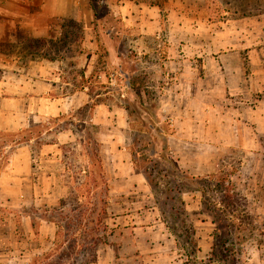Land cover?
I'll return each mask as SVG.
<instances>
[{"label": "crops", "instance_id": "obj_1", "mask_svg": "<svg viewBox=\"0 0 264 264\" xmlns=\"http://www.w3.org/2000/svg\"><path fill=\"white\" fill-rule=\"evenodd\" d=\"M103 4L108 14L96 19L91 0H0V133L17 134L0 173V211L5 203L43 206L49 218H40L37 232L36 212L21 217L52 244L63 179L86 172L95 155L112 221L96 264L204 263L207 241L190 224L203 217L215 225L210 209L228 206L220 190L229 183L220 178L228 157L264 149V0ZM68 22L82 26L79 48L48 58ZM127 58L135 65L128 68ZM136 89L142 104L150 90L158 93L149 130L164 135L166 158L186 179L156 184L139 168L134 137L151 133L136 125ZM173 186L177 196L167 199ZM171 215L184 216L186 233Z\"/></svg>", "mask_w": 264, "mask_h": 264}, {"label": "rangeland", "instance_id": "obj_2", "mask_svg": "<svg viewBox=\"0 0 264 264\" xmlns=\"http://www.w3.org/2000/svg\"><path fill=\"white\" fill-rule=\"evenodd\" d=\"M231 1L236 2L238 0ZM241 1H243V4L246 2V0ZM259 11L261 14L264 9L260 7ZM106 16V12H103L101 17L104 19ZM71 30L76 29L71 28ZM127 43L121 48L125 49L127 54L130 55L129 58H133L132 56H136L135 50L130 48ZM39 44V42H36L37 46H39ZM48 45L51 56H59L58 50L62 49L63 45L54 42ZM129 58L126 60L128 68L131 65H135L132 64ZM99 66L102 67L101 62ZM104 66H106V64H104ZM150 91V100H148L149 102L147 104L141 103L139 89H136V92L133 93V100L131 103L134 118L138 120L136 125L142 130H145L148 134L151 133V135L147 136L137 135L134 137L136 139L134 152L138 159L137 163L140 169L144 171L147 170L149 174H154L153 177H155L157 172L155 170L156 160L144 156L149 147L144 149V153L142 152L143 150H141L147 138L156 141L161 137V135H158L153 130H149V123L154 124L158 114V105L154 101L158 93L153 89ZM261 138L260 143H264V137ZM158 141L160 140H157V146L161 151L163 144ZM89 147L92 152L96 153L95 144ZM162 154H166V151ZM246 156V153H234L227 159V161L229 158L232 160L231 165L226 163L225 167L221 170L222 176L220 175V178L229 180V183L225 184L223 188L220 187L221 192L225 195V191L226 194L230 191H232L231 193H233L234 190L236 191L235 205H228L224 208L221 206L224 215L228 217L227 224L231 231L227 245L233 246L234 250L233 253L229 255L217 258L213 257L211 264H264V149H260L258 152ZM240 157H243L242 166L238 163ZM72 161L75 162L74 159ZM89 162L90 166L87 162L85 163L86 172L78 174V171H71L67 173V177L63 179L65 187L64 190L61 191L62 195L64 194V206L60 210H63V214L67 217H75L74 221L80 226L79 228L77 226L75 234H72V230H69V227L65 229L68 233H71V237L78 238L75 240H77L76 242L80 245L87 244V240L90 238L88 242L94 241L97 236L103 241L105 238L108 239L107 223L109 222V225L112 226V221L105 211L107 189L100 159L93 155V158ZM214 192L215 191H212V193H210L213 197ZM208 202H211L210 198ZM38 207L40 211H35V206L22 209L19 208V206H11L6 203L5 206L2 205L3 211H0V264H28L35 257L42 255L43 252L49 251L52 248L53 245L50 243V239L44 236H33L30 224L21 217V212H36V223L39 225L40 218L46 214L42 208L43 206L40 205ZM210 210L211 215L209 216V221L214 220L213 212L219 213L218 210ZM53 216H58V213L52 210L51 217ZM65 219L64 223L68 225L70 219ZM170 219L173 223V218L171 216ZM183 219H185L184 216L182 217V220ZM204 220L205 218L198 217L195 218L193 224H189L195 226V230H198L197 237H199L200 240H202L201 238L203 237L204 240L207 241L204 244L205 251H208L204 264H209L208 259L212 256L213 245L216 240L218 241V238H216L217 232L215 225L211 224V222L206 223ZM174 221L173 225L181 228V230L186 233V222L184 220ZM98 227L100 231L97 232V234L96 231ZM185 233L183 239L189 236V233ZM29 237L30 239L33 237V240H30ZM72 241L73 240H71V242ZM103 244L104 243L99 244L98 251ZM221 247L222 245L219 244L218 248L221 249ZM196 250L197 248L195 247V251ZM88 257H93L92 250L86 252V258ZM69 261L71 260L66 259V263ZM193 264L203 263L200 262V260H195Z\"/></svg>", "mask_w": 264, "mask_h": 264}, {"label": "trees", "instance_id": "obj_3", "mask_svg": "<svg viewBox=\"0 0 264 264\" xmlns=\"http://www.w3.org/2000/svg\"><path fill=\"white\" fill-rule=\"evenodd\" d=\"M104 0H91L92 7L95 11L96 19L100 18L102 16L103 12H106L108 14V10L103 4ZM63 27H69V30L63 31L62 35L60 38L57 40H53L50 43H60L63 45L62 49L58 50V55L57 57H67L71 55V51L75 48L78 47L79 43L82 40L83 37V29L80 24H75L74 22H68L63 24ZM71 28H74L76 30H71ZM68 29V28H67ZM79 48V47H78ZM48 58L54 59L56 57H52L50 54V51H48L45 54ZM25 132V131H24ZM21 134V133H19ZM160 135V134H158ZM17 134L13 133H0V173L4 170V168L7 166V164L10 161V153L13 150V142L16 141L15 137ZM25 139V138H24ZM22 140V139H21ZM157 140H160L158 142L163 144V148L160 151L157 146ZM156 141H152L151 139H146L145 143H143V147H141L142 152L144 153V149L146 147H149L148 150H146L145 157H150L154 160H156V167L155 170L156 175L155 177L154 174H149L147 170L145 171L146 175L148 176V179H151L152 182H156V179H186L182 172L173 164L170 163L167 158L166 154H162L165 152V144H166V139L164 135H161L159 139ZM10 149H7V148ZM84 184V183H81ZM156 184H159L158 181ZM221 187L223 184L220 185ZM177 186L173 187H168L167 188V193L166 198L167 199H174L177 194L175 193L177 191ZM170 190V191H169ZM225 204L227 205H235V200L232 195H230V192L226 194V198L224 199ZM59 207L54 208V212L58 213V216H53L51 217L53 221L56 223V233L55 237L52 243V248L49 251H45L42 253V255L35 257L30 263L28 264H91V263H96L97 258H98V248L99 244L101 243H106L107 239L103 241L102 239H99V236L92 240L91 242L90 239L87 240V244L80 245L77 243L75 239H78L76 237H71V233H68V231L65 229L66 227H69V230H72V234L76 232L77 226L78 228L80 227L77 225V223L74 221L75 217H67L63 214V210H60L64 206V201L63 199L60 202ZM106 205V201H105ZM106 211V208H105ZM104 211V212H105ZM107 213V212H106ZM216 215V217H215ZM183 215H178L174 216L171 215L173 218L172 221L174 220H182ZM214 216V223L216 225V238H218V241L216 240L213 245V253L212 256L209 257V264L212 263L213 257H221V256H226L231 253H233V246H228L227 243L229 242L230 238V230H229V225L227 224V216L224 215L223 212H213ZM43 218H49L47 215H44ZM65 218L70 219V222L68 225L65 222ZM102 223V222H101ZM175 226V225H174ZM34 227L37 232V223L34 221ZM99 227L96 231L99 232ZM98 234V233H97ZM71 240H73L71 242ZM86 240V239H85ZM219 244L222 245L221 249L218 248ZM88 250H92L93 257L91 258H86V252ZM66 259L71 260L68 263H66ZM205 263V262H204ZM203 263V264H204Z\"/></svg>", "mask_w": 264, "mask_h": 264}]
</instances>
